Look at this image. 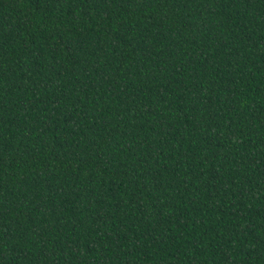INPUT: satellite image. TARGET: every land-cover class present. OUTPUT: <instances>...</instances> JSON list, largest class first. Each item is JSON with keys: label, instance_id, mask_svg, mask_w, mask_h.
Returning <instances> with one entry per match:
<instances>
[{"label": "trees", "instance_id": "16d2710c", "mask_svg": "<svg viewBox=\"0 0 264 264\" xmlns=\"http://www.w3.org/2000/svg\"><path fill=\"white\" fill-rule=\"evenodd\" d=\"M0 264H264V0H0Z\"/></svg>", "mask_w": 264, "mask_h": 264}]
</instances>
